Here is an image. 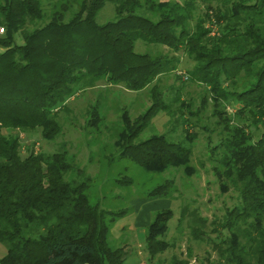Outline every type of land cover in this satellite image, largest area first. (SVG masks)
<instances>
[{"label": "trees", "instance_id": "trees-1", "mask_svg": "<svg viewBox=\"0 0 264 264\" xmlns=\"http://www.w3.org/2000/svg\"><path fill=\"white\" fill-rule=\"evenodd\" d=\"M108 3L114 19L99 24ZM80 5L69 20L56 11L32 28L44 17L40 0H0V264H129L124 244L112 245L116 218L128 210L94 203L92 177L76 174L65 150L37 153L27 146L24 154L21 134L54 142L63 133L61 114L79 91L106 80L141 92L163 75H177L180 52L193 64L186 79L211 96L204 95L195 111L180 89L168 98L154 84L152 105L143 114L134 118L122 109L115 142L119 160L148 173L172 170L192 177L196 134L184 126L195 118L209 133L207 150L220 191L235 190L238 204L219 223L212 221L215 238L207 233L209 220L187 206L180 210L179 226L192 220L193 238L212 242L223 264H264V0H81ZM137 41L173 54L138 53ZM210 101L218 130L202 124ZM161 114L183 127L180 139L141 138ZM100 120L95 106L88 123L96 127ZM119 182L133 183L127 176ZM174 189V180L167 179L139 199L172 202ZM174 217L171 207L164 208L145 227L150 262L174 248L168 239ZM188 263L174 255L168 264Z\"/></svg>", "mask_w": 264, "mask_h": 264}, {"label": "rangeland", "instance_id": "rangeland-1", "mask_svg": "<svg viewBox=\"0 0 264 264\" xmlns=\"http://www.w3.org/2000/svg\"><path fill=\"white\" fill-rule=\"evenodd\" d=\"M40 1L44 17L36 21L32 28L44 25L56 11H63L66 14V20H69L81 6V0ZM63 7L67 8V11ZM114 15V5L108 3L99 13L97 21L99 24H104L113 20ZM213 29L214 34L217 32V26H213ZM15 44H23L20 33L15 36ZM135 51L154 55L173 54L166 47L149 45L143 41L136 42ZM178 55L181 57V63L177 75L181 73L182 80H178L174 73L166 74L141 92L127 91L124 86L109 84L106 80H102L95 87L79 91L70 100L68 109L61 114L63 133L54 142L48 143L35 133L21 134L24 145L22 152L24 154H26L27 146H32L37 153H53L65 150L70 156V160L74 161L75 173H85V176L92 177L93 182L89 189V195L94 203H100L103 208L117 212L120 209L128 210L123 218H119V216L116 218L112 245L124 244L129 255L127 261L129 264H150L157 263V261L168 264L174 255L180 259H187L188 264H223L212 242L199 241L193 238L192 220L187 218L179 226L180 210L183 206H187L190 212L196 211L199 216L207 218L209 220L207 233L215 238L217 233H211L215 227L211 224L212 221L215 220L219 223L224 219L228 209H232L238 204L235 190L230 189L227 193H221L212 171L214 162L210 159V153L207 150V135L209 133L200 127L201 124L199 125L195 118L192 119L191 124L184 126V129L196 134L192 157L196 173L192 177L187 178L182 172L174 173L175 171L172 170L163 175L148 173L129 160H119L115 142L121 128L119 117L122 109H129L134 118L143 114L152 105L150 90L154 84L157 83L168 98L171 93L180 89L182 98L192 103L193 110L196 111L200 108L202 98L208 93V90L206 87L186 79L187 70L193 67V64L183 53L180 52ZM95 106H98L101 116L96 127L90 126L88 123ZM212 106L210 101L206 111L202 113V124H206L210 129H216L214 118L210 117ZM228 111L231 114L234 112V108L229 107ZM173 124L176 131L172 134L170 129ZM182 129L183 127L180 126L177 129L173 120L169 121L166 114H161L154 119L141 138L147 139L153 135L166 134L169 140H173L172 136L175 139H180L181 135H184V129ZM212 137L213 141L217 140L216 135H212ZM124 176L131 178L133 183L121 184L119 180L123 179ZM167 179L174 180L175 193L172 202L165 200L153 204L139 199H143L148 190L165 183ZM164 205L167 208L171 207L175 212L174 219L169 223L170 232L168 235V239L174 241L175 246L150 262L145 250L146 231L144 225L147 222L149 224L153 215L162 210ZM149 206H154V208L149 210ZM217 228L221 230V227L218 226ZM189 251H191V256H189Z\"/></svg>", "mask_w": 264, "mask_h": 264}, {"label": "crops", "instance_id": "crops-1", "mask_svg": "<svg viewBox=\"0 0 264 264\" xmlns=\"http://www.w3.org/2000/svg\"><path fill=\"white\" fill-rule=\"evenodd\" d=\"M156 200V201H155ZM146 201H148V202H152L153 204H155V202H157V201H165V200H160V199H154V200H146ZM155 206V205H154ZM154 206H149V210H151L152 208H154ZM164 208H167V206L165 207V205L164 206H162V209H164ZM148 225V222H147V224L146 225H144L145 227Z\"/></svg>", "mask_w": 264, "mask_h": 264}, {"label": "built area", "instance_id": "built-area-1", "mask_svg": "<svg viewBox=\"0 0 264 264\" xmlns=\"http://www.w3.org/2000/svg\"><path fill=\"white\" fill-rule=\"evenodd\" d=\"M0 34H4V29L0 28Z\"/></svg>", "mask_w": 264, "mask_h": 264}]
</instances>
